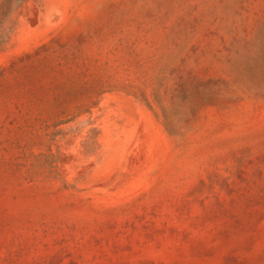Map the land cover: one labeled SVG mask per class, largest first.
I'll return each instance as SVG.
<instances>
[{
    "label": "rangeland",
    "instance_id": "obj_1",
    "mask_svg": "<svg viewBox=\"0 0 264 264\" xmlns=\"http://www.w3.org/2000/svg\"><path fill=\"white\" fill-rule=\"evenodd\" d=\"M0 264H264V0H0Z\"/></svg>",
    "mask_w": 264,
    "mask_h": 264
}]
</instances>
